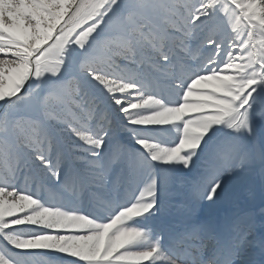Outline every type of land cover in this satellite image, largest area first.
<instances>
[{
  "label": "snow or ice",
  "instance_id": "6c2138e0",
  "mask_svg": "<svg viewBox=\"0 0 264 264\" xmlns=\"http://www.w3.org/2000/svg\"><path fill=\"white\" fill-rule=\"evenodd\" d=\"M251 178L264 0H0V264H264Z\"/></svg>",
  "mask_w": 264,
  "mask_h": 264
},
{
  "label": "rangeland",
  "instance_id": "374dc122",
  "mask_svg": "<svg viewBox=\"0 0 264 264\" xmlns=\"http://www.w3.org/2000/svg\"><path fill=\"white\" fill-rule=\"evenodd\" d=\"M234 199L235 205L240 209L256 214L257 223H259L257 210L264 205V200H262L260 196L258 178H251L246 181L237 182L234 186ZM233 209L234 204L231 200L226 201L221 205L222 211L231 212Z\"/></svg>",
  "mask_w": 264,
  "mask_h": 264
},
{
  "label": "bare ground",
  "instance_id": "6f19581e",
  "mask_svg": "<svg viewBox=\"0 0 264 264\" xmlns=\"http://www.w3.org/2000/svg\"><path fill=\"white\" fill-rule=\"evenodd\" d=\"M259 217V216H258Z\"/></svg>",
  "mask_w": 264,
  "mask_h": 264
}]
</instances>
